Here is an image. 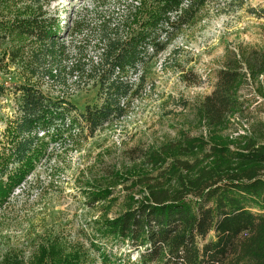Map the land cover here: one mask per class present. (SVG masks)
Listing matches in <instances>:
<instances>
[{
    "label": "trees",
    "instance_id": "obj_1",
    "mask_svg": "<svg viewBox=\"0 0 264 264\" xmlns=\"http://www.w3.org/2000/svg\"><path fill=\"white\" fill-rule=\"evenodd\" d=\"M43 1L54 0H0V6L10 11L11 3L25 6L13 13L0 10V50L4 51L0 60L8 52L17 64L22 49L7 46L24 42L40 46L32 52L40 68L63 55L65 47L58 40L64 27L43 11ZM208 1L138 0L137 7L128 11L126 34L105 31L101 38L100 62L88 74L100 102L83 112L34 85L14 87L17 113L0 136L7 141L0 153V207L36 171L48 151V138L63 139L75 130L93 136L110 120L122 119L145 83L143 74L137 84L130 80V72L137 75L165 52ZM72 66L71 74L86 73L78 63ZM46 75L58 82L61 73ZM263 77L264 49L230 53L213 90L196 104V118L207 135L183 132L177 140L144 152L143 168L136 166L127 175L115 173L116 183L130 182L128 206L117 218L97 222L98 237L144 249L140 264H264V122L253 118L245 134L235 135L254 112L245 90L261 84ZM6 91L0 87V94ZM87 196L95 206L114 199V192L97 188ZM212 234L214 238L208 239ZM87 258L79 252L65 255L51 246L41 248L32 264H87ZM99 258L102 264H123L103 249ZM4 264L21 263L9 258Z\"/></svg>",
    "mask_w": 264,
    "mask_h": 264
},
{
    "label": "rangeland",
    "instance_id": "obj_2",
    "mask_svg": "<svg viewBox=\"0 0 264 264\" xmlns=\"http://www.w3.org/2000/svg\"><path fill=\"white\" fill-rule=\"evenodd\" d=\"M137 2L43 1V11L64 27L58 41L65 50L57 60L48 58L46 68H40L32 58L39 45L24 42L7 46L20 47L22 59L14 65L7 52L0 60V87L7 89L0 94V136L17 113L18 95L13 89L18 85H34L50 98L70 101L81 112L99 103L98 89L89 82L88 74L100 62L104 49L101 38L105 31L123 37L128 11L137 7ZM9 6L11 11L5 6L0 10L13 13L25 7L14 3ZM240 48L264 49V0H209L173 37L165 52L145 64L137 75L130 72V80L137 84L143 74L145 83L130 100L122 119L110 120L93 136L87 130H75L63 139L48 138V151L37 162L36 171L0 207V264L9 258L32 264L41 248L51 246L59 247L65 255L79 252L88 257L87 264H102V249L123 264H140L139 253L144 249L100 239L96 232L97 222L117 218L128 206L130 182L116 183L114 175H127L136 166L143 168L144 152L177 140L183 132L207 135L196 118V104L213 90L227 56ZM3 52L0 50V57ZM77 63L85 74H71L72 65ZM48 71L61 73L58 82L46 75ZM244 94L254 112L250 113V122L237 127L239 133L235 135L245 134L254 120L264 122V77L261 84L251 86ZM4 143L7 141L0 139V153ZM97 188L113 189L114 199L91 206L87 194ZM212 238L213 234L208 239Z\"/></svg>",
    "mask_w": 264,
    "mask_h": 264
}]
</instances>
